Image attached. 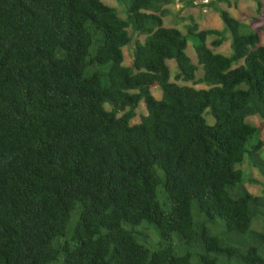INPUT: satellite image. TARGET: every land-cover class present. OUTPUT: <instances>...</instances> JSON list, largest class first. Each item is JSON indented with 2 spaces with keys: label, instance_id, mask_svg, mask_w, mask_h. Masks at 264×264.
<instances>
[{
  "label": "trees",
  "instance_id": "16d2710c",
  "mask_svg": "<svg viewBox=\"0 0 264 264\" xmlns=\"http://www.w3.org/2000/svg\"><path fill=\"white\" fill-rule=\"evenodd\" d=\"M124 1L0 0V264H264V0L224 29Z\"/></svg>",
  "mask_w": 264,
  "mask_h": 264
},
{
  "label": "rangeland",
  "instance_id": "374dc122",
  "mask_svg": "<svg viewBox=\"0 0 264 264\" xmlns=\"http://www.w3.org/2000/svg\"><path fill=\"white\" fill-rule=\"evenodd\" d=\"M105 3L116 7L122 16H126V7L127 4L124 0H103ZM211 0H196L197 5L196 6H190L186 4L185 2L177 1L172 5H168L167 7L172 10V14L167 15L164 18L165 26L168 27H179L181 29H184V26L188 21L185 19L189 16H194L201 25L202 29L206 28H217V29H224V22L220 17L219 12L215 9L216 7L226 8L230 10V12L239 20L245 23H252L254 21H257V18L260 16L259 9L257 2L255 0H238V4H236V0H216L214 5L208 6L206 5ZM203 4V5H202ZM231 4V5H230ZM184 19V20H183ZM259 20V19H258ZM261 34V44L264 45V29L260 31ZM145 37L142 36L141 40H144ZM212 39V37L209 38V40ZM134 44H131L130 46L125 47V63L129 64L132 60V48ZM216 52H222L225 54H229L231 52V40H227L224 42V44L218 48L215 49ZM188 54L192 57L193 61L195 63L198 62L197 59V53L194 48V40L190 39L188 48H187ZM170 66L172 69V79H174V75L178 70L177 64L174 60L170 61ZM201 73H203V69H201ZM186 83V82H182ZM190 84V83H188ZM197 87H204V85L200 84ZM153 93L158 98L161 96L162 91L159 87L153 88ZM146 105L143 101L141 103V106L139 108L140 115L142 113H146ZM140 115L134 119L133 123L140 122ZM249 121L260 125L263 120L259 116H252L249 118ZM262 138L264 139V130L262 133ZM257 141V139H255ZM262 156L264 157V152L262 153ZM249 161H246L243 168L246 170V176L247 181L246 185L248 189L254 193V194H262L264 192V177L261 174V172L251 167ZM249 178L257 180L256 182H250ZM147 227L141 226L140 229H142L145 234L149 237L148 241L150 244L154 245L157 241H159V235L156 232L154 225L152 223H146Z\"/></svg>",
  "mask_w": 264,
  "mask_h": 264
}]
</instances>
